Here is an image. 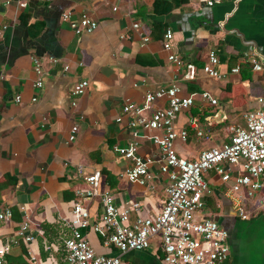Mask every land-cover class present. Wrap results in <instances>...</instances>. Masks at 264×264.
Listing matches in <instances>:
<instances>
[{
	"label": "crops",
	"instance_id": "obj_1",
	"mask_svg": "<svg viewBox=\"0 0 264 264\" xmlns=\"http://www.w3.org/2000/svg\"><path fill=\"white\" fill-rule=\"evenodd\" d=\"M63 11H71L68 20L60 18ZM81 15L97 24L75 34L69 22ZM165 29L172 32L170 52L192 64V79H184V67L166 58L161 46ZM209 51L218 58L221 79L202 72ZM252 56L264 60V0H0V210L11 211L10 219L0 222V240L16 238L9 257L23 261L19 250L25 254L15 236L23 206L37 231L32 249L45 264H63L59 240L68 231L62 232L56 220L67 215L74 189L85 186L82 175L94 170L100 173L98 190L110 192L117 206L139 202V209L128 213L129 223L158 212L167 183L151 142L159 131L136 127L137 137H132L123 100L139 104L145 91L171 82L193 94V104L174 120L176 130H187L185 140H174V148L178 156L195 159L203 148L227 142L232 127L244 125V112H264V73L251 71L247 58ZM33 58L39 63L38 88L33 86L38 76ZM234 66L237 73L230 72ZM79 79L88 85L72 107L69 92ZM201 91L217 103L200 101ZM164 105V97L157 99L144 114ZM72 125L77 131L69 141ZM132 140L141 156H151V188L118 176L130 162L114 147ZM232 171L240 169L233 166ZM203 176L209 192L196 218H213L226 230V264H264V198L243 199L247 216L239 218L228 184L212 170ZM82 203L90 219L97 216L96 196ZM80 231L97 253L119 256L126 264H162L157 237L145 249L121 253L104 245L103 235ZM44 243H50L49 251Z\"/></svg>",
	"mask_w": 264,
	"mask_h": 264
},
{
	"label": "built area",
	"instance_id": "obj_2",
	"mask_svg": "<svg viewBox=\"0 0 264 264\" xmlns=\"http://www.w3.org/2000/svg\"><path fill=\"white\" fill-rule=\"evenodd\" d=\"M210 3V1H208ZM71 11L60 14L62 20H68ZM96 21L87 15H81L77 21H70L69 27L75 34L90 32L96 27ZM137 22L131 24L132 28ZM2 28V27H1ZM172 32L165 29L162 34V48L167 51L166 58L177 67H184L183 77L193 78L191 63L183 62L178 56L170 52ZM147 37H142L146 41ZM34 70L38 75L33 86H41L38 60L33 58ZM253 72L264 73V60L254 56L247 58ZM218 58L213 51H209L206 61L202 65V72L211 78L221 79L223 74L217 69ZM238 66L230 69L237 73ZM88 85L87 80L79 79L69 92L70 105L75 107V98L84 93ZM165 98L163 107L155 108L149 115H145L153 101ZM200 101L211 105L217 103L216 98L201 91L198 93ZM14 99L19 100L15 95ZM193 94L183 93L181 88L171 82L166 87L147 90L143 93L141 103L137 104L125 98L121 111L130 114L128 124L133 129L132 137H137L136 127L159 131L151 136V142L157 147L159 154V173L165 175L167 183L164 186L165 197L158 212L151 215H138L132 222H128V213L139 209V202L128 201L124 207L115 204L112 194L99 191L100 173L94 170L82 175L84 187L74 189L75 198L70 203L67 215L59 216L56 220L63 232L68 234L60 238V248L63 264H126L119 256L97 253L90 244L85 233L80 229L89 228L95 233L103 235V244L111 245L119 252L128 250H142L149 246L150 240L158 239L161 250L162 264H226L228 258L227 232L213 218H196V214L204 205L203 197L209 192L204 172L212 170L219 176L220 181L228 184L227 195L231 199L233 211L239 218H246L247 213L242 207L243 199H250L258 194L264 198V112L256 109L243 113L244 125L232 127L227 142L203 148L195 159L178 156L174 148V140H185L187 130H176L174 120L178 112L188 109L193 104ZM35 97H31L34 101ZM119 117L116 121H119ZM190 124L195 121L190 119ZM77 126L72 125L67 139L75 137ZM205 139L207 135H203ZM119 157L130 164L118 174L130 182L149 185L151 176L148 166L152 162L151 156H141L138 153L137 141L132 140L122 147H114ZM238 167L239 173L234 174L232 167ZM96 196L100 211L96 217L90 219V214L82 203L85 199ZM21 219L17 223L15 236L20 238L25 246V257L28 264H45L32 249L36 232L32 228L31 220L25 209L20 207ZM9 208L0 210V222L10 219ZM2 228L0 227V236ZM16 243V238L8 237L0 240V264H9L6 254ZM50 243H44V250L49 251Z\"/></svg>",
	"mask_w": 264,
	"mask_h": 264
},
{
	"label": "trees",
	"instance_id": "obj_3",
	"mask_svg": "<svg viewBox=\"0 0 264 264\" xmlns=\"http://www.w3.org/2000/svg\"><path fill=\"white\" fill-rule=\"evenodd\" d=\"M2 186V184L0 183V187ZM11 249H12V247H10L9 248V250H8V252H7V259H8V262L10 263V264H28V262H27V260H26V257H24L25 256V254H23L24 253V250L23 249H20L19 250V253L20 254H22L23 255V261L21 260V258H19L18 257V260H14L13 259V256L11 257H9V254L11 253Z\"/></svg>",
	"mask_w": 264,
	"mask_h": 264
},
{
	"label": "rangeland",
	"instance_id": "obj_4",
	"mask_svg": "<svg viewBox=\"0 0 264 264\" xmlns=\"http://www.w3.org/2000/svg\"><path fill=\"white\" fill-rule=\"evenodd\" d=\"M258 196H259V194H258Z\"/></svg>",
	"mask_w": 264,
	"mask_h": 264
}]
</instances>
